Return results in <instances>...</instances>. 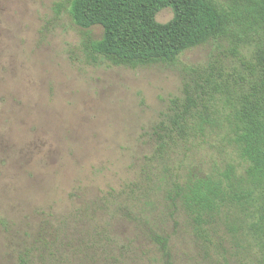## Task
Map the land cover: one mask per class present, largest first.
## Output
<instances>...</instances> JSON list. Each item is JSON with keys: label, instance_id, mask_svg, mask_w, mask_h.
I'll return each instance as SVG.
<instances>
[{"label": "rangeland", "instance_id": "374dc122", "mask_svg": "<svg viewBox=\"0 0 264 264\" xmlns=\"http://www.w3.org/2000/svg\"><path fill=\"white\" fill-rule=\"evenodd\" d=\"M59 1L0 0V264H20L21 254L59 226L64 250L41 252L46 262L38 263L145 264L151 249L104 202L133 182L151 155L148 133L168 99L180 95L181 67L205 64L224 42L190 49L173 66L90 64L81 50L86 32L67 9L55 15ZM172 16L164 9L156 21ZM87 32L95 39L102 33ZM223 161L243 166L231 150L202 143L184 162L209 172ZM171 249L178 264H216L182 225ZM252 251L238 250L232 263L260 264Z\"/></svg>", "mask_w": 264, "mask_h": 264}, {"label": "trees", "instance_id": "16d2710c", "mask_svg": "<svg viewBox=\"0 0 264 264\" xmlns=\"http://www.w3.org/2000/svg\"><path fill=\"white\" fill-rule=\"evenodd\" d=\"M64 9L86 32L81 50L90 64L173 66L190 49L224 42L205 64L181 67L180 95L168 99L148 133L151 155L133 182L112 191L105 210L112 207L147 243L145 264H178L171 241L180 225L216 264H233L244 249H255L264 263V0H61L53 6L56 16ZM164 9L173 16L158 23ZM95 27L99 39L87 32ZM247 49L250 57L242 54ZM196 143L231 150L243 166L223 161L203 172L186 165ZM64 227L40 236L20 264L44 263L41 252L64 250Z\"/></svg>", "mask_w": 264, "mask_h": 264}]
</instances>
